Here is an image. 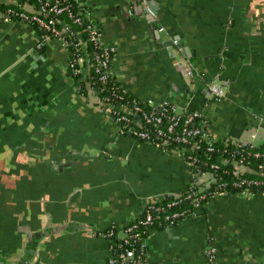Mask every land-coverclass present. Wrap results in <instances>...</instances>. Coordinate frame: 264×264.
Segmentation results:
<instances>
[{"label":"crops","instance_id":"0c3cea01","mask_svg":"<svg viewBox=\"0 0 264 264\" xmlns=\"http://www.w3.org/2000/svg\"><path fill=\"white\" fill-rule=\"evenodd\" d=\"M75 2L113 48L110 70L132 98L199 111L215 139L264 142V0H150L147 15L140 1ZM42 34L0 16V263L26 264L38 232L47 234L27 264H106L101 232L120 231L197 175L181 155L119 135L77 89L67 48ZM216 77L220 101L207 90ZM149 231L146 264H206L208 243L220 264H264V194L217 193Z\"/></svg>","mask_w":264,"mask_h":264},{"label":"built area","instance_id":"2783aa9c","mask_svg":"<svg viewBox=\"0 0 264 264\" xmlns=\"http://www.w3.org/2000/svg\"><path fill=\"white\" fill-rule=\"evenodd\" d=\"M35 1L29 2L25 0L22 3L16 1L18 10H8L7 12L14 15L17 20L29 22L42 29L44 34L41 42L50 37H57L67 48L68 54L70 42L66 39V36L69 35L75 38L73 45L78 53L75 56H69V68L72 74L80 75L79 82H82L84 86V91L81 93L87 98L94 100L93 104L97 110L113 119L117 133L119 135H129L158 146L163 150L173 151L181 155L188 166L200 172L184 192L175 194L166 201L164 200L165 202L153 201L145 204L139 216L122 227L120 231L112 226L114 230L110 229L107 233H100L105 238L113 234L116 237L113 242L108 240L110 255L106 260V264H114L116 259L119 260L120 264H146L145 247L147 238L150 235V233L147 234L149 226L154 224L162 227L175 225L192 217L194 210L206 202V190L211 183L216 182V178L212 172L205 170V168L214 169L217 164L211 163L208 165L204 161L200 162L194 152L201 149L203 144L204 150L214 151L212 142L215 138L207 133L205 120L199 111L189 110L168 100L155 106L149 102L138 101L134 98L122 103V96L117 93H112L117 97L118 102L116 103L110 99L111 95H101L103 87L96 86L95 83L96 81L105 82L108 76L114 77L110 70L114 51L113 48L103 42L99 27L92 19L83 15L79 9L77 12L72 10L71 2H75V0ZM0 16L8 18L2 12H0ZM76 25H83L84 30L87 32L88 40L98 47V50L94 51L91 58L86 46L87 40L75 28ZM172 43L174 45L179 44L177 39H173ZM37 46L39 47L40 44ZM93 72L98 74L97 77ZM181 72L187 76L192 75V70L189 67L183 66ZM76 86L79 90L80 86L78 84ZM207 90L212 99L216 101L225 98V89L220 84L218 77L207 84ZM228 140L237 147L246 145L257 147L260 144L253 142L255 141L254 135H250V139L247 141L224 139V141ZM259 154V152H256L254 156ZM262 155L264 156V153ZM219 157V162L229 164L231 168L229 172L233 176H243V173L250 172L261 178H241L234 182V186L244 184L247 186L235 193L246 197H251L255 193L264 194V161L258 164L256 168H251L243 159L235 160L233 158ZM202 165H204V170L200 168ZM216 186L219 190H215L213 196L217 193H228L223 190L225 183H217ZM249 186L258 187L259 190L253 192ZM187 201H190V208L183 206ZM188 212L190 213L189 215L187 214ZM140 226H147L148 228L147 230H141L138 229ZM127 242L139 243L137 246L139 255H135L133 249L122 248L123 244ZM204 253L206 264H220L217 260V249L214 245L208 243ZM142 256L144 257V262L141 260Z\"/></svg>","mask_w":264,"mask_h":264},{"label":"trees","instance_id":"16d2710c","mask_svg":"<svg viewBox=\"0 0 264 264\" xmlns=\"http://www.w3.org/2000/svg\"><path fill=\"white\" fill-rule=\"evenodd\" d=\"M16 1L18 3H22L25 0H16ZM26 1L36 2L35 0H26ZM71 3H72V5H71L72 10L74 12H77L78 6L76 5V2L72 1ZM8 10H18V9L15 6H10V5H7L4 3H0V12L5 13L8 18L17 19V18H15L14 15L9 14L7 12ZM75 28L78 29L82 33L83 38L87 40L86 46H87L88 52L90 53V58H91L94 54V51L98 50L97 49L98 47L95 46L94 43H92L91 41L88 40L87 32L84 30L83 25H80V26L76 25ZM37 29L40 30L44 34V31L42 29H40L38 27H37ZM66 39L70 42V45L68 47L69 56H71V55L75 56L78 53V51L75 50V47L73 45L75 38L73 36L67 35ZM91 62H92V59H91ZM94 74L97 77L98 74L96 72ZM73 76H74L75 82L80 86L79 87L80 92H83L84 91L83 83L79 82L80 75L79 74H73ZM95 84H96V86L103 87V92L101 93V95H108V94L111 95L110 99L112 100V102H115V103L118 102V100L116 99L117 97L112 93L120 94L122 96V98H121L122 103L133 99L132 96L128 95L125 91H123V89L121 88V86L119 85V83L115 77L108 76L105 82L100 83L99 81H96ZM203 147H204V144H203ZM203 147L194 152V154L198 157L200 162L204 161L208 165L211 163L217 164V167L214 169L209 168V167H207V169L205 168V170L212 172V174L216 178V182L211 183L209 188L206 190L207 191L206 202L209 201V199L213 196V192L215 190H219V188L216 186L217 183H225V187H223V190L228 192V193H235L237 191H240L241 189H244V187H247L245 184L240 185V186H234V182L240 180L241 178L261 179L260 177L254 175L250 172L243 173V176H233L229 172L231 169L229 164H224L222 162H219L220 161L219 156H222V157L228 158V159L233 158L235 160L243 159V161L246 164H248L251 168H256L258 164H260L261 162L264 161V156L262 155L264 153V142L260 143L257 147H251L249 145H246L243 147H237V146L232 145L229 140L224 141V140L213 139L212 147H214V151L213 150L208 151L206 149L204 150ZM256 152H259L260 154L258 156H254V154ZM200 168L203 169L204 165H202V167H200ZM249 188L253 192H257L259 190L258 187L249 186ZM165 201H163V202H165ZM183 206H188L190 208L191 207L190 201L189 202L187 201V203L183 204ZM187 214L189 215L190 213L188 212ZM153 226L162 227V226L154 224V225L149 226V228L153 227ZM147 228H148L147 226H140V228H138V229H141V230L146 229L147 230ZM110 229L114 230V228H112V226H111L101 233H107V231H109ZM148 233H150V231H147V234ZM107 239L109 240V242H113L114 239H116V237L113 234V235L108 236ZM119 242H122V241H119ZM138 244L139 243H137V242H135V243L127 242V243L123 244L122 248L133 249L135 255H139V251L137 248ZM141 260H143V262H144L143 256L141 257ZM114 264H120L119 260L116 259Z\"/></svg>","mask_w":264,"mask_h":264},{"label":"water","instance_id":"95a60500","mask_svg":"<svg viewBox=\"0 0 264 264\" xmlns=\"http://www.w3.org/2000/svg\"><path fill=\"white\" fill-rule=\"evenodd\" d=\"M140 1V2H144V4L148 5V9L145 10L142 6H139L138 7V11H141L144 13L143 15H147L149 12L152 13V14H156V11L150 6V0H130V2L132 3L133 6H137V2ZM141 12V13H142ZM165 46L168 47V49H170V51L172 52V40H169V41H166V43H164ZM184 51L186 52H189L187 49H184ZM193 172L197 175V174H200L199 171H197L196 169H193ZM196 177V176H195ZM55 229H53L54 231ZM47 234V233H45ZM45 234H42V233H35V236L33 237L34 238V241H33V248L31 247L30 248V245L26 247L24 253L26 254V261L25 263L27 264L30 260V258H32L34 255H35V249H36V245L38 243V241L40 240L41 236L42 235H45ZM2 264V263H0Z\"/></svg>","mask_w":264,"mask_h":264}]
</instances>
